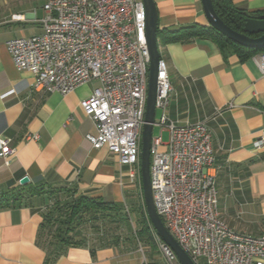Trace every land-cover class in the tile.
Masks as SVG:
<instances>
[{
	"label": "crops",
	"instance_id": "0c3cea01",
	"mask_svg": "<svg viewBox=\"0 0 264 264\" xmlns=\"http://www.w3.org/2000/svg\"><path fill=\"white\" fill-rule=\"evenodd\" d=\"M47 1L0 0V139L13 151L7 163L0 159V193L18 188L27 177L29 185L75 186L77 195L142 206L131 168L106 147L95 150L85 139L96 132L80 102L97 82L79 85L66 95L46 93L33 90V76L12 64L6 42L40 34ZM227 1L237 10L264 15V0ZM154 2L159 29L208 26L200 0ZM158 48L172 88L168 121L203 123L211 132L210 172L218 189L219 218L236 233L264 236V149L254 147L264 131V73L252 57L240 60L207 38ZM159 118L154 126L159 134L153 136L162 138L166 131L157 125ZM41 210L38 197L29 204L0 207V264H143L145 258L148 264H165L156 242L153 249L139 247L142 254L98 248L92 255L88 246L70 247L47 261L36 242Z\"/></svg>",
	"mask_w": 264,
	"mask_h": 264
},
{
	"label": "built area",
	"instance_id": "2783aa9c",
	"mask_svg": "<svg viewBox=\"0 0 264 264\" xmlns=\"http://www.w3.org/2000/svg\"><path fill=\"white\" fill-rule=\"evenodd\" d=\"M43 10L40 34L6 42L12 64L33 76V90L46 93L66 95L79 85L97 82L80 102L96 132L85 139L95 150L106 147L121 165L130 167L129 176L137 178L141 191L139 156L149 66L141 0H48ZM252 59L264 73V52ZM171 91L160 59L155 107L161 111L157 125L168 138L164 143L161 134L153 136L150 147V184L158 216L194 264L201 259L206 264H264V236L236 233L219 218L218 189L210 172L211 132L203 123L168 121ZM254 147L264 149V131ZM12 152L0 139V159L7 163ZM153 234L165 264H179L171 248Z\"/></svg>",
	"mask_w": 264,
	"mask_h": 264
},
{
	"label": "trees",
	"instance_id": "16d2710c",
	"mask_svg": "<svg viewBox=\"0 0 264 264\" xmlns=\"http://www.w3.org/2000/svg\"><path fill=\"white\" fill-rule=\"evenodd\" d=\"M212 2L219 18L231 29L241 32L246 12L237 10L227 0ZM196 38L210 39L221 50L234 51L240 60L264 52V49L237 45L209 26L194 24L174 31L157 28L158 45L189 42ZM34 197H38L42 204V222L37 230L36 242L45 251L47 261L53 262L70 247L88 246L94 255L98 248H114L118 253L127 254L139 247L143 249L144 245L150 249L156 246L154 230L144 205H140L137 211L132 209L135 212L132 219V210L126 205L77 195L75 186L21 185L0 193V207L29 204Z\"/></svg>",
	"mask_w": 264,
	"mask_h": 264
},
{
	"label": "water",
	"instance_id": "95a60500",
	"mask_svg": "<svg viewBox=\"0 0 264 264\" xmlns=\"http://www.w3.org/2000/svg\"><path fill=\"white\" fill-rule=\"evenodd\" d=\"M203 14L208 26L231 42L242 47L264 49V15L244 13L245 21L241 32L226 25L216 14L212 0H200ZM145 12V41L149 54L147 76V97L144 114V124L140 141V183L143 205L148 220L158 238L171 248L179 264H194L189 256L181 249L158 216L152 199L150 184V147L155 122V97L157 88V73L160 54L157 42V9L154 0H141ZM29 182L27 177L20 179L19 184Z\"/></svg>",
	"mask_w": 264,
	"mask_h": 264
},
{
	"label": "rangeland",
	"instance_id": "374dc122",
	"mask_svg": "<svg viewBox=\"0 0 264 264\" xmlns=\"http://www.w3.org/2000/svg\"><path fill=\"white\" fill-rule=\"evenodd\" d=\"M160 115H161V111H160L159 109H157L156 112H155V118L158 119ZM158 134H159V128H158V127H154V128H153V135H158ZM167 138H168V134H167L166 132H163V134H162V141H163L164 143L167 141ZM134 202H135V201H134ZM130 206H131V207H130ZM127 207L130 209V211H131L132 209H135V210L137 211V210L140 208V204H139V203L136 204V202H135L134 205H130V204H128ZM132 211H133V210H132ZM132 211H131L130 213L132 214V219H133V216H134L133 213H135V212H134V211L132 212ZM138 251H139V248H138ZM139 253L142 254V252H140V251H139ZM142 261H143V260H142ZM148 263H149V262H148V259L145 258L143 264H148Z\"/></svg>",
	"mask_w": 264,
	"mask_h": 264
}]
</instances>
